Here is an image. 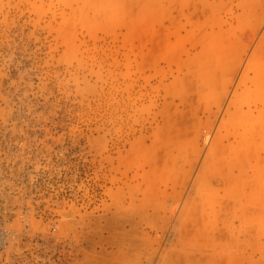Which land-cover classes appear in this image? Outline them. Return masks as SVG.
Masks as SVG:
<instances>
[{
	"label": "rangeland",
	"instance_id": "374dc122",
	"mask_svg": "<svg viewBox=\"0 0 264 264\" xmlns=\"http://www.w3.org/2000/svg\"><path fill=\"white\" fill-rule=\"evenodd\" d=\"M23 119L88 155L71 264H264V0H0Z\"/></svg>",
	"mask_w": 264,
	"mask_h": 264
},
{
	"label": "built area",
	"instance_id": "2783aa9c",
	"mask_svg": "<svg viewBox=\"0 0 264 264\" xmlns=\"http://www.w3.org/2000/svg\"><path fill=\"white\" fill-rule=\"evenodd\" d=\"M60 132L39 119L7 122L0 131V263L33 255L49 264L75 258L78 235L65 231L64 221L84 203L77 200L78 176L87 177L88 155Z\"/></svg>",
	"mask_w": 264,
	"mask_h": 264
}]
</instances>
